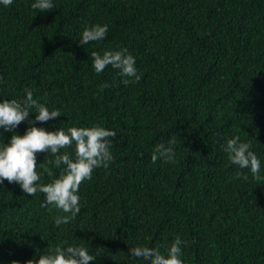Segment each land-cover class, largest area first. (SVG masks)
Segmentation results:
<instances>
[{
    "label": "trees",
    "instance_id": "trees-1",
    "mask_svg": "<svg viewBox=\"0 0 264 264\" xmlns=\"http://www.w3.org/2000/svg\"><path fill=\"white\" fill-rule=\"evenodd\" d=\"M35 2L0 3V103L23 101L27 89L61 116L39 122L30 112L12 131L0 126V142L30 126L98 124L117 135L113 161L80 185L81 211L67 224L56 226L66 214L42 207L43 193L0 183V264L57 245L85 247L89 264H149L128 250L166 255L176 237L183 264H264V180L223 150L235 136L250 142L264 177V0H52L43 13ZM95 24L108 26L106 37L81 45ZM124 48L138 82L125 85L111 65L95 72L92 52ZM176 135V163H153L154 147ZM62 151L75 159L74 146ZM52 159L36 153L39 184L64 167Z\"/></svg>",
    "mask_w": 264,
    "mask_h": 264
},
{
    "label": "clouds",
    "instance_id": "clouds-1",
    "mask_svg": "<svg viewBox=\"0 0 264 264\" xmlns=\"http://www.w3.org/2000/svg\"><path fill=\"white\" fill-rule=\"evenodd\" d=\"M5 7L11 5L13 0H0ZM54 5L52 0H36L31 4L33 10L43 13L51 11ZM108 32L107 25L95 24L85 26L81 38L78 40L81 45H88L90 42L101 41ZM91 65L97 74L102 73L105 68L111 65L119 70L120 76L124 77L123 83L138 82L140 76L135 66V58L128 49L105 50L103 54L92 52L89 57ZM128 78H132L131 81ZM2 79V78H0ZM107 87V85H104ZM26 91L23 101L16 99H5L0 103V126L5 131H12L21 122L29 117L30 112L37 113L35 121L46 122L61 116L59 109H49L37 99H33V92ZM35 111H30V109ZM34 122L29 120V124ZM117 132L100 125L91 127H70L67 132L60 128L50 132L43 128L30 126L24 135L13 134L7 144L0 142V183L7 180L9 183H17L22 191L29 196L37 192L43 193L45 203L42 207L53 205L66 215L55 218L56 226L67 224L78 213H80V197L77 194L80 185L85 180H91L94 169L107 168L113 161L110 148ZM177 135L171 137L167 146L165 143H158L151 156L152 162L162 159L165 163H176L174 145L177 143ZM74 146L75 159L63 149ZM251 149L250 142H241L239 136L227 139L224 142L223 150L227 153L228 161L239 169H250L253 179L264 180L260 176L261 162ZM48 152L54 159L49 163L61 168L59 176L48 184H39L40 175L37 173L36 153ZM51 176L52 173L49 172ZM241 172H237L239 178ZM248 178L246 175L243 177ZM67 244V241L64 242ZM182 240L176 237L175 241L167 249V254H162L158 249L137 246L130 248L129 254L134 258H143L149 264H183L180 259L182 255ZM96 257L90 255L83 246H68L66 249L57 245L47 255H40L38 259L33 258L26 261V264H89ZM12 264H19L12 261Z\"/></svg>",
    "mask_w": 264,
    "mask_h": 264
}]
</instances>
